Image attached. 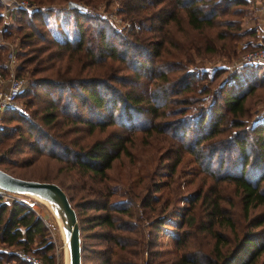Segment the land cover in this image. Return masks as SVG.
<instances>
[{"label": "trees", "instance_id": "1", "mask_svg": "<svg viewBox=\"0 0 264 264\" xmlns=\"http://www.w3.org/2000/svg\"><path fill=\"white\" fill-rule=\"evenodd\" d=\"M68 1L100 2L29 0L38 6L60 4L71 17L73 38L52 34L44 21V13L52 11L48 6L13 7L11 22L1 30L16 32L14 75L28 74L17 98L34 106L17 113L20 124L7 131L0 127V169L18 176L11 167L55 163L52 174L37 178L55 182L75 214L81 213L80 232L92 231L79 238L81 264H264V210L249 217L252 209L264 206V113L248 121V98L264 85L228 93L212 85L222 68L208 75L184 69L180 62L192 65L207 55L230 60L246 51L256 37L255 26L244 24L247 0H115L123 24L119 32L85 13L83 4L67 7ZM186 29L192 35L182 36ZM174 70L185 73L174 79L168 76ZM141 114L151 121L148 128L139 127L141 134H160L165 143L157 156L164 167L156 169L164 171L150 176L148 185L119 191L110 184L108 170L119 158H130L128 145ZM108 126L115 128L93 136ZM184 153L191 170L203 175L184 198L182 213H163L169 201L161 198L160 183L174 182L170 175ZM228 185L248 221L238 236L224 195ZM174 216L179 218L171 222L173 255L165 257L158 234ZM198 233L206 238L204 249L191 243ZM44 234L29 205L0 203L1 244L30 250L34 238ZM88 236L96 239L89 246ZM38 255L51 264L44 252ZM7 258L13 256L0 252V262Z\"/></svg>", "mask_w": 264, "mask_h": 264}, {"label": "rangeland", "instance_id": "2", "mask_svg": "<svg viewBox=\"0 0 264 264\" xmlns=\"http://www.w3.org/2000/svg\"><path fill=\"white\" fill-rule=\"evenodd\" d=\"M28 4H30V8L26 10H32L34 8L48 6L52 7V11L48 13H44V21L46 22V25L51 29V32L54 36L58 38H73L75 36V29L72 26L71 23V17L65 14V11L61 10L60 4H46L43 5H36L34 3H30L29 0H24ZM247 8H246V17L244 18V24L247 26H255L256 30V22H258L257 17V11L259 10L256 7L255 0H247ZM81 5L83 4L86 11L85 13L100 18L108 25L109 28L114 29L116 32H119L120 28H122L123 24L120 19V16L117 15L115 8L116 3L115 0H106L100 2L96 1L94 4H85L83 1H79ZM78 3V4H79ZM46 4V5H45ZM86 5V6H85ZM13 7L7 6L5 9H3V6L0 4V46L2 49H0V88L3 85V82L6 80L8 72H7V66L5 64V56L6 51L9 49H12L14 47V50H16L18 46L17 36L16 32L13 31V28L6 29L5 33H1L2 28L6 27L7 24L11 22L10 17L8 16L9 13L12 11ZM25 9V8H24ZM9 26V25H8ZM257 31V30H256ZM186 32L189 35H192V32H189V30L186 29V31L182 32V36H186ZM252 44L250 46L246 47L245 50H249L250 48H253L257 44L264 43V40L258 38L257 36L253 38ZM243 43V41H242ZM241 43L237 46L240 47ZM244 51V52H246ZM191 53V52H190ZM241 52L240 54H242ZM238 54L233 59L227 60L225 58H221L218 56H211L207 55L208 58L204 57L200 62L198 60L193 61L192 65L186 64L183 60L180 61L183 65L184 69H194V70H205L208 75L216 69L222 68V73L219 74V76L216 78L215 81L212 82V85H220L221 82L224 80V76L231 72L232 70H235L236 68H249L254 69L255 67L259 66H251L253 64H243V65H237L234 62L239 57ZM16 58V57H15ZM168 59L167 57H165ZM172 58L173 57H169ZM18 64L17 59L14 61V68H13V74L15 73V68ZM261 66V65H260ZM227 71V73H226ZM185 73L183 70H174L170 73H168V76L175 79L176 76L179 74ZM24 77H21L24 79V86L21 90H24L27 83L28 74L23 73ZM258 76V75H257ZM211 85V84H210ZM213 85V86H214ZM264 85V82H263ZM223 87V86H221ZM242 90V89H240ZM238 90V91H240ZM237 91V92H238ZM259 93L253 94L250 98H248V106L250 107V117L248 121H252L256 118L262 117V114L264 113V86L261 87L259 90H257ZM39 92L38 94H40ZM233 93V92H231ZM199 98H202L204 95H198ZM15 102V108L14 110L5 111L0 113V127L4 126V130L7 131V129L13 128V126L20 124V121L18 120L19 114L23 115L26 112L30 110L31 107L34 105H30L29 107H26L24 105V98H17L14 100ZM174 106L172 104L169 105ZM255 110V111H254ZM19 113V114H17ZM169 116V115H168ZM171 116V117H170ZM169 117L172 118L173 115H170ZM167 120V119H166ZM150 116L148 114H141L137 117L136 121L134 122V129L133 137L131 143L128 145V149L130 151V158L128 157H121L116 162L112 164L110 169L108 170V175L110 176L109 179H111L110 184L114 185L119 191H122L128 186H131L133 189H137L139 186H145L148 185V179L153 174L157 173L160 174L162 170L159 172L156 171V169L162 168V166L158 160L157 156L158 153L162 151V147L165 146V143L161 139L160 134H155L151 132V134L148 136L146 134H141L139 131V127L148 128L150 125ZM115 127H106L103 131L95 132L93 133L94 137H102L105 135L109 130ZM12 139L16 138V134L10 135ZM145 141H142V140ZM147 142V143H145ZM165 162V161H163ZM168 162V160L166 161ZM54 165L55 163L53 161H47L46 163L37 161L34 162L31 165L27 166H20V167H11V169L14 170L16 174H18L17 177L24 178V179H33L38 181H47V180H40L39 176L37 175H43V174H52L54 171ZM193 166V163H191L190 158L187 154H183L178 162V164L175 166L174 171L171 173L170 178L174 179V182L169 183L168 185L161 184L159 186V191L161 192V198L166 197L169 201V203L164 206L163 205V213L169 212L170 209L178 210V212L182 213L183 209H185L184 206H187L184 202V198H186L190 193H193L196 190V187L198 186V177H201L203 174L201 172H198L197 170H191V167ZM156 171V172H155ZM164 173V172H163ZM158 177L157 175L154 176V178ZM160 178V177H158ZM152 177H150L151 182ZM160 180L166 181L167 183L170 181L169 177L162 176ZM53 182V181H51ZM55 183V182H54ZM176 185V186H175ZM175 187V189L172 190V188ZM174 195L176 196V199L173 201ZM224 195L226 200H229L230 203V210L234 212V221H235V232L237 236L244 232L247 229V223L248 221L245 219H242V216L240 215L238 203L236 200V197L232 193L231 186H226L224 190ZM115 199H118L120 197L115 196ZM19 201L23 202L30 206V208L34 211V213L39 216L40 220L42 221L45 230L46 235L44 234L43 237L37 238L35 237L32 244H30V250H24L21 247L14 246V245H3L0 243V252L4 254H11L13 256L12 259L7 258L5 261H1L0 264H31L30 262L26 261L20 256V252H23L25 254H29L32 256H35L36 258H41L38 253L44 252L46 256H48L51 259V264H63L62 262V240L60 238V235L58 234V229L55 223V220L53 218V215L51 212L46 208L45 205L40 203L37 199H35L33 196L28 194H23L19 192H11V191H2L0 190V203H9L11 201ZM71 207L72 203L69 202ZM73 208V207H72ZM195 210V209H194ZM264 210V206L262 207H256L252 209L249 213V217L254 216L257 213H260ZM84 214H91L95 211L92 210H84L81 211ZM75 213V212H74ZM138 216H141L140 212L138 211ZM75 218L77 221L78 228L81 223L82 215L81 213L75 214ZM179 217L174 216L169 219V223H166L162 227V232H159L158 234V241L160 242V248L161 250L165 251V257H171L173 255L172 251V241L170 238V233L174 230V227L171 226V222H175L178 220ZM82 224V223H81ZM257 229V227L253 228L252 230ZM94 230H100L98 227H96ZM102 230V229H101ZM79 231V238L86 232L87 234H90L92 231H83L78 229ZM224 234L230 239V234L227 231H223ZM195 238L191 241L193 246H198L199 249L201 247L204 249V239L202 236V233H198L195 235ZM85 245H90V242H96V239L88 236L85 237ZM47 245H50L49 249H44ZM201 245V246H200ZM64 252V251H63ZM47 263V262H46ZM48 264V263H47ZM81 264V263H80Z\"/></svg>", "mask_w": 264, "mask_h": 264}, {"label": "water", "instance_id": "3", "mask_svg": "<svg viewBox=\"0 0 264 264\" xmlns=\"http://www.w3.org/2000/svg\"><path fill=\"white\" fill-rule=\"evenodd\" d=\"M66 6L71 8H80V5L73 1H68ZM0 190L2 191H11L19 192L23 194H28L34 196V193L51 196L59 204L61 210L63 211L62 217V230L59 227V222L56 220L52 211L41 201H38L46 206V208L51 212L55 220L58 234L62 240V262L64 263L63 255V237L62 231L64 234V239L66 237V247L68 254V264H80V243H79V231L77 226V221L75 218V213L71 207L65 193L63 190L54 182L51 181H38L33 179H24L17 176H13L0 169Z\"/></svg>", "mask_w": 264, "mask_h": 264}, {"label": "built area", "instance_id": "4", "mask_svg": "<svg viewBox=\"0 0 264 264\" xmlns=\"http://www.w3.org/2000/svg\"><path fill=\"white\" fill-rule=\"evenodd\" d=\"M1 6L5 9L7 6L29 9L31 6L24 0H0ZM80 6L81 3H79ZM259 11L264 14V0H257ZM15 61L14 47L6 51L5 64L7 66V78L0 88V113L3 110H14L17 95L24 86V79L13 74ZM234 62L237 65L243 64H264V43L259 44L253 49L243 52ZM1 82V80H0ZM20 256L31 264H47L35 256L20 252Z\"/></svg>", "mask_w": 264, "mask_h": 264}, {"label": "crops", "instance_id": "5", "mask_svg": "<svg viewBox=\"0 0 264 264\" xmlns=\"http://www.w3.org/2000/svg\"><path fill=\"white\" fill-rule=\"evenodd\" d=\"M257 7V0H255ZM258 8V7H257ZM258 22H256V36L264 40V14L259 10L257 11ZM261 65V66H260ZM251 66H259L254 69L238 68L232 70L224 76V80L221 82V86L225 92L235 93L240 89H244L248 86L260 87L264 82V64H257ZM258 75V76H257ZM255 111V110H254ZM256 121V118L253 120Z\"/></svg>", "mask_w": 264, "mask_h": 264}, {"label": "bare ground", "instance_id": "6", "mask_svg": "<svg viewBox=\"0 0 264 264\" xmlns=\"http://www.w3.org/2000/svg\"><path fill=\"white\" fill-rule=\"evenodd\" d=\"M34 196L41 202H43L54 214L56 220L59 222V227L62 230V217H63V211L61 210L59 204L56 202L54 198L51 196H44L37 193H34ZM62 237H63V255H64V263L68 264V254H67V247H66V237L64 239V234L62 231Z\"/></svg>", "mask_w": 264, "mask_h": 264}]
</instances>
